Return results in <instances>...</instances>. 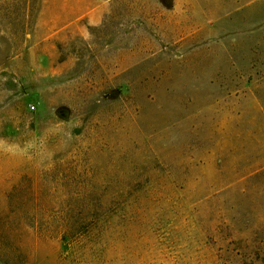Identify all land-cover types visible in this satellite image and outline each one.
<instances>
[{
    "label": "rangeland",
    "instance_id": "rangeland-1",
    "mask_svg": "<svg viewBox=\"0 0 264 264\" xmlns=\"http://www.w3.org/2000/svg\"><path fill=\"white\" fill-rule=\"evenodd\" d=\"M264 264V0H0V264Z\"/></svg>",
    "mask_w": 264,
    "mask_h": 264
},
{
    "label": "trees",
    "instance_id": "trees-1",
    "mask_svg": "<svg viewBox=\"0 0 264 264\" xmlns=\"http://www.w3.org/2000/svg\"><path fill=\"white\" fill-rule=\"evenodd\" d=\"M3 264H9V263L4 261Z\"/></svg>",
    "mask_w": 264,
    "mask_h": 264
}]
</instances>
